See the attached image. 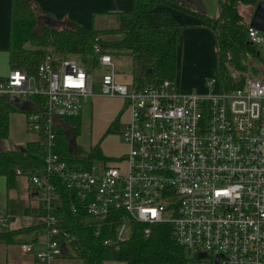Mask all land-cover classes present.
I'll list each match as a JSON object with an SVG mask.
<instances>
[{"label": "built area", "instance_id": "obj_1", "mask_svg": "<svg viewBox=\"0 0 264 264\" xmlns=\"http://www.w3.org/2000/svg\"><path fill=\"white\" fill-rule=\"evenodd\" d=\"M246 37L264 63V32L248 24ZM103 50L99 44L93 48L96 68H107L100 91L122 97L129 111L120 131L128 149L120 163L97 160L84 168L51 151L53 116L64 120L81 112L92 95L93 63L47 49L36 75L14 68L0 79V95L45 99V110L25 113L27 130L44 143L37 157L43 167L15 170L30 176L44 210V248L35 258L49 264L73 253L77 236L60 226L55 213L63 186L80 201L95 234L113 226L107 245L129 238L134 222L148 225L146 235L150 225L168 223L174 240L197 253L196 264H264V65L260 74L243 78L232 70V84L240 85L228 89L215 75L206 81L209 91L200 93L181 91L169 79L120 82L112 56ZM0 222L7 226L8 217ZM32 245L23 242L22 251L31 253Z\"/></svg>", "mask_w": 264, "mask_h": 264}, {"label": "trees", "instance_id": "obj_2", "mask_svg": "<svg viewBox=\"0 0 264 264\" xmlns=\"http://www.w3.org/2000/svg\"><path fill=\"white\" fill-rule=\"evenodd\" d=\"M259 0H218V13L212 17L189 9L176 0H133L131 10L119 12V24L111 28H89L68 19H53L40 11L31 0H11L9 30V66L10 69L24 68L36 75L44 50L50 47L51 53L59 56L75 54L85 63H96L93 48L96 44L110 54L109 45L121 46L131 55L133 65L139 64L140 73H134V83L143 85L165 79L174 80L176 74V43L186 24L181 23L168 9H175L204 22L213 38V49L216 57L215 75L221 87L228 89L232 84L229 67L246 70L244 63L249 54L256 60H262L259 49L247 41L246 28L250 23L254 9ZM254 8L246 15L241 11L243 5ZM52 19L54 24H50ZM115 35L114 38H103ZM113 37V36H112ZM27 45L29 48H27ZM150 69V70H149ZM29 107L18 108L0 95V139L7 138L8 117L12 111L20 110L29 113L45 110V99L39 94L27 97ZM75 125L69 134L60 127L53 126L55 145L51 151L65 160H79L84 168H89L96 160L108 161L98 146L87 152L72 154L69 136L79 132V119L68 117ZM118 118L108 126L107 132H115ZM44 143L41 140L29 141L20 150L0 152V174L6 176L7 186L15 184L16 169L23 171L41 169L43 165L37 157L44 154ZM14 172H11V170ZM61 202L55 213L60 217V226L73 232L77 240L72 244L73 256L84 264H105L106 261H120L126 264H191L187 250L178 244L172 236V227L168 223L150 225L146 235L145 223L134 222L132 234L124 240H114V249H109L104 241L114 238L113 226L103 225L99 234L95 227L88 225L89 219L80 201L71 197L69 190L60 186ZM72 205L78 208L73 212ZM41 208V207H40ZM44 214L41 208L40 216ZM44 224H36L0 231V242L15 243L20 235H28L42 230ZM36 239V234L31 240Z\"/></svg>", "mask_w": 264, "mask_h": 264}, {"label": "crops", "instance_id": "obj_3", "mask_svg": "<svg viewBox=\"0 0 264 264\" xmlns=\"http://www.w3.org/2000/svg\"><path fill=\"white\" fill-rule=\"evenodd\" d=\"M31 1L40 11L48 14L53 19L60 20L68 18L86 28H89L91 25L96 28H104L97 27L95 25L99 24L101 20H103V18L108 17H115V22L119 24L118 13L131 10L133 5V0ZM176 1L184 4L191 10L212 17L216 16L218 13V0ZM10 9L11 0H0V79L6 77L8 72L10 71L9 53L7 50L9 45ZM168 10L172 12V14H174L181 23L186 24V26H184L181 30L176 43V74L174 81L178 89L181 91L194 90L198 92V90L195 88L184 89L179 86L176 81V75L178 73L177 68L179 66L183 68L181 70V73H183L182 76L186 77L189 76V74L185 72L189 71L191 65H196L198 63V60L202 61L203 63L205 62L208 55V50L213 49V38L211 32L205 27L204 22L199 18L193 17L189 14L175 9ZM133 77L134 73L132 72L125 73L115 71V78L120 82L129 83L133 79ZM204 88V92L209 91L208 87L206 86V82L204 83ZM215 88L216 87L213 86L210 89L214 90ZM2 96L6 99V101L17 105L18 108L26 109L29 107L30 103L27 99L9 97L6 95ZM88 100L91 101L88 104H84L81 112L75 117L79 119L80 124L78 134H80L81 132L80 130L82 124L84 127L86 119L90 117L91 127L89 135L90 140L92 142H95L101 137L102 132L105 130V128L109 126L115 118H118L115 117V113L119 108V102L123 100V98L116 95H103L100 91L99 85L96 86L94 84L92 95L88 98ZM128 118L129 111L128 109H126L125 114L122 116V118H118L119 129L125 124L124 122H127ZM65 122L68 124L69 129L75 127L74 124L70 125V123L66 119ZM8 127L9 132L7 138L0 139V152L20 150L25 147V144L27 142L36 141L39 139L38 135L35 132H30L27 130L26 116L25 112L23 111L16 110L9 113ZM59 127L62 128L61 126ZM108 136L106 138H108ZM70 148L71 153L74 155L81 153L78 152L75 146H70ZM105 156L109 157V155ZM75 161L81 162L79 160ZM35 195L36 194L33 186L30 183L29 177L25 174H16L15 184L12 187L7 186L6 176L0 174V216L8 217L7 226H3L0 222V231L30 226L36 224L40 220L41 208ZM32 218L35 219L34 223H32ZM44 240L45 237L43 239L38 238L37 232L36 239L34 241L31 239L29 240L33 244V251L31 253H25L21 248V244L23 242H26V235L18 236L15 243L7 244L4 242H0V264H42L35 258L34 252L44 248V244L42 243ZM74 259H76V257H74L72 253L70 257L63 256L60 258H56L49 264H84L81 259ZM111 261L112 260L106 261L105 264Z\"/></svg>", "mask_w": 264, "mask_h": 264}, {"label": "rangeland", "instance_id": "obj_4", "mask_svg": "<svg viewBox=\"0 0 264 264\" xmlns=\"http://www.w3.org/2000/svg\"><path fill=\"white\" fill-rule=\"evenodd\" d=\"M253 7H252V5H248V4L243 5L241 8V11L244 14L248 15L254 9ZM115 21H116L115 17L103 18V20H101V22L99 24H96L95 26L104 27V28H111V27H115L118 25ZM114 36L115 35H109V36H104L103 38L112 39V38H114ZM29 47L27 45V48H29ZM49 48L50 47H42L43 50H47ZM108 49L111 51L110 55L113 58V62H114L116 72H125V73H131L132 72V73H136V74L140 73L139 64L133 65L131 55L126 53L121 46L109 45ZM214 53L215 52L213 51V49H209L207 52V54H208L207 58H206L204 63L202 61L198 60V63L196 65H191L190 66L191 68L189 69V71L185 72V73H188L189 76H186V77L182 76L183 73H181V70L183 68H181L179 66L177 68L178 73L176 75V81L179 84V86L181 88H184V89H194L195 88L198 90V92H200V91L204 92L205 91L204 83L207 80L215 77V56H214ZM68 56L80 59V57L75 55V54H68ZM244 63L247 66L246 70L236 69L234 67H229V68H231V69H229L230 72L232 70L240 71V77L243 78L245 76L260 74L263 71V65H264L263 61L260 59L256 60L252 56H250L249 54L246 55ZM88 68L93 70L92 74H93V77L95 79L94 84L96 86H98L100 83L101 74L104 73V71H106L107 68H103V67L96 68L95 63H93L92 65L88 64ZM219 86H221V85L219 84ZM215 87H217V86H215ZM202 92H200V93H202ZM90 101L91 100H88L87 103H85V104H88ZM118 107L119 108L116 110L115 117H118V118L121 117L122 118V116L125 114V110L127 109L125 102L123 100H121L118 104ZM65 119H70V118H65ZM65 119H64V121H65ZM67 121L70 123V125H73L72 121H70V120H67ZM90 122H91V119H90V117H88L86 119V123H84V127H83V124L81 126L80 134L76 135L73 146H75V148L78 150V152L89 151L94 146H98L103 154L109 155V157L111 156L110 159L108 160L109 162H112V163H118L119 162L120 163V161L123 160L121 158V156L128 149V144L124 141V139L122 138V135L120 133L123 126H121L120 129L115 131V132H107V128H108V126H107L105 128V130L102 132L101 137L97 141L92 142L90 140V135H89L90 127H91ZM56 127H59V125L58 126L56 125ZM62 129L64 130V132L66 134H69V132L71 131V129L66 130L63 127H62ZM108 135H110V136H108ZM107 136H108V138H106ZM96 161L97 160L95 159V162ZM120 165H121V167H123L124 163H121ZM26 176H29V175H26ZM32 220H33L32 223H34L35 219L32 218ZM44 237H45L44 230L38 231V238L43 239ZM71 255H72V251L70 250L66 256L70 257ZM188 256L191 259V264H196V262L198 261L197 253H195L193 251H188ZM74 260H77V258ZM107 264H126V263L120 262V261H111V262H108Z\"/></svg>", "mask_w": 264, "mask_h": 264}, {"label": "water", "instance_id": "obj_5", "mask_svg": "<svg viewBox=\"0 0 264 264\" xmlns=\"http://www.w3.org/2000/svg\"><path fill=\"white\" fill-rule=\"evenodd\" d=\"M48 22L50 24H54V21L52 19H48ZM249 24L251 26L257 28L258 30L264 32V0H259L257 2V5H256V7L254 9V12H253V15L251 17V20H250V23ZM53 121L57 125L65 128V129L68 127V124L63 119L58 118L57 116H53ZM74 139H75V136L74 135H71L69 137V145L70 146H73ZM11 172H14V170L12 169ZM35 234H36V232H32V233L26 235V241H29L33 236H35ZM108 248L109 249H114L115 246L114 245H109ZM62 250H63V253H66L65 244H62ZM198 256L199 257H203L204 256V253H199Z\"/></svg>", "mask_w": 264, "mask_h": 264}]
</instances>
